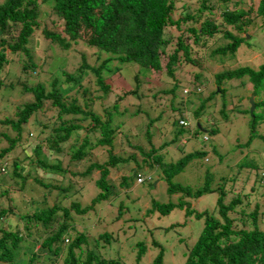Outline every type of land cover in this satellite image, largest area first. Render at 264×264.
I'll use <instances>...</instances> for the list:
<instances>
[{
  "label": "trees",
  "instance_id": "trees-1",
  "mask_svg": "<svg viewBox=\"0 0 264 264\" xmlns=\"http://www.w3.org/2000/svg\"><path fill=\"white\" fill-rule=\"evenodd\" d=\"M208 1L210 0H199L197 6L175 18V0H1L0 85L1 80L7 76L5 67L13 64L12 60L20 55L27 59L23 70L28 75H36L38 69L31 59L28 41L36 38L37 35L48 45H56L62 49L69 47V40L75 43L80 39L86 47L96 50L95 55L104 52L110 58L103 61L102 72L100 65L91 68L80 64L74 73L61 72L59 74L61 80L52 78L48 84L38 82L29 88L24 87V90L32 95V101L16 108L15 119L2 120V123L9 124L15 131L16 138L10 139L5 133L0 134L8 144L6 148L0 150V159L12 151L21 140L23 129L33 114L46 115L49 111H53L51 118L45 120L46 124L40 123L36 131L37 141L32 146L30 154L24 153L23 157L10 162L3 158L0 162V264L1 262L2 264H55L63 252L62 264H119L116 260L98 258L92 251L85 252L84 257L80 259V255H76L75 251L79 249L80 243H85L86 238L82 234L70 240L68 244L63 245V242H67L73 215L82 217L96 205L111 199L115 185L106 182L109 168L116 169V163L127 162L112 154L114 148L112 145L115 138L127 134L126 132L133 127L126 128L125 120L114 123V118L118 115L115 112L116 103L111 107L112 112L104 111L101 117L91 109L92 100L88 98L87 88L80 91L83 105L81 108L80 97L70 95V87L66 85L62 87V83L71 82L72 88L77 91L75 87L79 86L80 81L88 73H92L99 91L106 94L109 85L104 81V73L107 75L118 73L119 67L125 64L129 65V68L137 67L136 73L131 71L135 87L128 94L133 96L137 103L133 115L138 113L148 118L150 104L146 102L145 105L149 109L140 111L139 95L133 92L138 89V77H146L149 72L160 71V57L165 54L167 47L172 49L163 67L165 74L173 78L175 69L182 63L194 65L195 62L191 58L192 46H207L215 38L224 39L226 43L216 47L210 54L229 55L233 58L238 51H244L249 54H261L262 59L260 61L255 59L252 66L245 64L214 74L216 90L214 89L207 99L214 94H224V89L220 88L224 81L239 80L240 85L237 90H241L243 83L249 84L254 108L251 114L248 110L245 111L249 114V136L243 146L249 145V141L253 138H258L264 144V137L255 131L257 124H264V47L258 40L259 34L264 35V0H255L256 4L250 0L251 6L248 10L240 8L244 4L242 0L233 1L235 9L227 8L232 0H214L217 4L212 5ZM40 4L48 8V15L47 12L40 11ZM219 4L224 6L221 7L218 18L220 21L215 24L217 17L215 18L213 11L221 6ZM45 16L47 20L43 21ZM58 20L61 30H56L54 27ZM182 25L186 26L184 33L179 34L172 43V35L171 33L167 35V29L179 30ZM183 35L190 39V44L184 42ZM66 38L69 40H65ZM255 40L260 45V50L251 46V42ZM38 41L36 38L35 42ZM109 61H116L119 66L107 68L106 63ZM83 70L88 72L81 74ZM193 79L191 89L196 91L198 85L194 83L198 80V76L195 75ZM180 87L179 82L174 80L167 93L175 99V92ZM46 105L49 106L48 109H45ZM170 107L173 108L172 105ZM204 107V100L200 101L194 116L201 113ZM222 110L223 106L220 114L225 119ZM122 111L129 112L127 107ZM181 113L178 119H182L185 126L177 123V127L183 128L187 126V122ZM148 120L151 122L150 118ZM145 130L146 138H150L147 128ZM198 130H202L200 125H196L191 134L197 133ZM80 131L84 133V137L79 143ZM213 131L215 133L216 130ZM95 132L98 135L94 140H90L88 133L95 137ZM181 132V128L174 131V138L177 139ZM203 138L207 140L206 136ZM70 139L75 142L69 147L71 160L79 161L86 155V151L97 148L104 155L103 162L93 161L82 173H75L68 168H62L56 156L49 159L51 154H60L63 151L62 144ZM157 149L151 147L147 153H143L141 149L138 151L141 152L149 169L152 167L157 169L160 180L164 182L165 192L169 195L178 194L179 197L176 203H151L150 213L167 215L173 209H178L183 210L185 218L192 214L193 219L202 222L194 243L181 253L184 257L182 264H264V228H259L263 223L264 214L258 211L257 204L249 213L245 214L242 209L238 212L236 207L244 200H248L249 196L243 195L240 198L235 194L233 199L224 203L225 195L231 190L228 193L220 191L211 214L206 211L193 212L187 200H195L201 194L213 192L215 188L211 189L205 182L198 190H191L179 183H173L172 179L182 172L192 159L204 157V151L194 150L174 162H163L161 156L156 153ZM89 154L93 155V151ZM251 165L253 164L246 166ZM36 168L56 177L67 174L84 177L96 170L99 174L94 182L97 193L90 204L82 209L78 203L71 202L65 207L57 201L51 206L47 205L46 208L34 210L31 207L32 197L27 195L31 189H26V178ZM140 168L141 165L135 162V169L131 172L135 174ZM257 174L254 184L251 185V190L255 191V194L259 188L264 189V171ZM33 180L44 188L49 187L36 177ZM125 182L126 177H120L117 186L123 188ZM51 187L64 193L67 191V189L61 190L58 186L51 185ZM259 196L264 201V191ZM41 198H44V194H41ZM236 213L241 214L240 219ZM99 237H103L106 243L110 239L107 233ZM22 245L26 246V250L21 254L22 260H19L17 255ZM135 246V262H138L144 255L145 248L141 241L136 242ZM157 248L151 264H162L163 251L160 247Z\"/></svg>",
  "mask_w": 264,
  "mask_h": 264
},
{
  "label": "rangeland",
  "instance_id": "rangeland-1",
  "mask_svg": "<svg viewBox=\"0 0 264 264\" xmlns=\"http://www.w3.org/2000/svg\"><path fill=\"white\" fill-rule=\"evenodd\" d=\"M233 1L238 2L241 0H232L230 3L232 4ZM242 1L244 4L240 8L248 10L251 6L250 0ZM198 3L199 0H175L176 11L174 17L176 18L179 14L188 12L190 8L197 6ZM208 3L211 5L217 4L214 3V0H210ZM253 3L256 4L255 0H253ZM231 4H228L227 8L233 9L234 7L235 9V6ZM223 6L221 5L213 11V15H215V18L217 17L214 21L215 24L220 21L218 18ZM39 8L40 11L49 14L48 8L42 6V4ZM44 20H47L46 16ZM59 23V20L55 22L54 27L56 30H61ZM50 28L52 27L50 26ZM185 28L186 26L182 25L179 30L167 29V35L169 33L172 35V43L175 42L174 39L179 34L184 33ZM36 38L39 40L38 42H35ZM36 38H31L28 41L31 59L38 69L36 75H28L23 70V66L27 64V59L20 55L12 60L13 64H8L5 67L7 76L4 80H1L0 134L5 133L10 139L16 138V133L10 128L9 124L2 123V120L4 118L15 119L16 108L32 101V95L26 92L24 87L29 88L38 82L48 84L52 78H59L61 72H76L80 64L91 68L100 65L102 72L103 61L110 58L104 52L95 55L96 50L86 47L80 39L73 43L66 38L65 40H69L70 45L68 48L62 49L56 45H48L45 41L39 39L38 35ZM182 39L185 40V43L190 44V39L184 35ZM258 40L261 41L259 44L264 47V35L259 34ZM225 43L224 39L215 38L207 46H192L191 58L195 62L194 65L182 63L175 69L173 78L165 74L163 67L167 55L172 49V47H167L165 54L160 57V71L149 72L146 77H138V89L133 90V92L139 95L138 106L140 111L149 109L145 105L146 102L150 104V111L147 113L151 122L143 114L138 115L136 113L135 116L133 115L137 103L128 92L135 87L131 71L136 73L137 67L129 68V65L125 64V66L119 67L118 73L109 74L111 76L104 73V81L109 85L106 94L99 91L92 73H88L80 81L79 86L75 87L77 91L72 88L71 82L61 84L62 87L65 85L70 87V95L80 97L79 106L81 108H83V105L80 91L87 88L88 98L92 100L91 109L101 117H103L104 111H110L112 105L116 103L117 109L115 112L118 115L115 116L114 123L125 120L126 128L133 127L126 132L127 134L115 138L112 145L114 147L112 154L122 160H127V162L116 163V169L109 168L106 182L109 185L110 183L115 185L111 199L95 207L93 206L94 208L82 217L73 215L71 228L68 230L69 236L66 238L67 242L64 241L63 245L68 244L70 240L75 239L79 234L84 235L86 238L85 243H80L79 249L75 251L76 255H80V259L84 257L85 252L92 251L98 258L116 260L119 264H151L157 252V247H160L163 251L162 264H182L184 257L181 253L185 249L187 250L188 246L196 240L202 222L193 219L192 214L185 218L183 210L178 209H173L167 215L150 213L151 203H176L179 195H169L165 192L164 182L160 180L157 169L154 167L149 169L140 154L141 152L138 151L139 149L143 153H147L151 147L158 148L156 153L161 156L160 159L163 162H174L194 150L204 151V157L200 156L192 159L182 172L172 179L173 183H179L191 190H198L205 182L211 189L215 188L213 192L201 194L195 200H187L193 212L206 211L211 214L215 208L218 193L220 191L228 193L231 190L229 194L225 195L224 203L233 199L235 194H238L240 198L243 195H248V200L240 203L236 210L241 212L242 209L246 214L251 212L254 205L257 204L258 211L260 210L264 214V201L259 196L264 189L259 188L256 194L255 191L251 190V185L254 184L258 176L257 173L264 171V144L258 138H253L249 141V145L243 146L249 136V114L246 112L249 110L247 98L250 97V85L243 83L244 86L240 87L241 90H237L236 88L240 85L239 80L224 81L220 85V88L224 89V94H214L207 99L212 91L216 90L214 74L245 64L252 66L254 60L258 59L260 61L262 56L258 53L249 54L244 51H238L233 58L229 55L214 56L210 54L216 47ZM259 44L256 40L251 42L253 48L260 50ZM106 64H108L107 68L110 69L119 66L116 61H109ZM85 72L88 71L83 70L81 74H85ZM195 75L198 76V80L194 83L198 85L196 91L191 89ZM59 79L61 80V78ZM174 80L179 82V87L181 86L175 92V99L167 93L174 84ZM203 100L204 110L201 113L199 112L200 115L194 116L200 101ZM171 105L173 108L170 107ZM222 106V112L226 116L225 119L220 114ZM124 107H127L129 112H123ZM48 108L49 106L46 105L45 109ZM52 112L49 111L46 115L33 114L23 129L21 140L12 151L6 153L0 159V162L3 158L10 162L23 157L24 153L30 154L32 146L37 141L36 131L40 123L46 124L45 120L51 118ZM180 113L187 122V126L183 128L177 127ZM147 125L150 126L147 127ZM196 125H200L202 130L191 134ZM145 128H147L150 138H146ZM178 128H181L182 132L176 139L173 134ZM213 129L216 130L215 133ZM255 131L264 137V124H257ZM83 135L84 133L80 131L79 143L84 137ZM97 135V132H95V137L88 133L90 140H94ZM203 136H206V141H203ZM79 143L77 142L76 145ZM71 144H75L71 139L63 143V151L60 154H51L49 159L56 156L62 164V168H68V170L75 173H82L93 161L103 162L104 155L97 148L90 149V151H93L91 156L90 151H86V155L79 161L71 160L69 157L71 155L69 149ZM7 145L5 139L0 136V150L6 148ZM135 162L140 164L141 168L133 174L131 170L135 169ZM250 163L255 166H246ZM137 174L142 179H145V177L148 179L136 184ZM123 176L126 177V182L123 188H119L117 185L120 177ZM35 177L43 184L49 185V187L44 188L38 183L36 184V181L33 180ZM98 177L99 174L96 170L84 177L68 174L63 177H56L36 168L26 178V189H31L27 193L28 197H32L31 207L34 210H39L60 201L61 206L68 207L71 202H74L78 203L82 209L88 206L91 199L96 195L97 189L94 182ZM51 185L58 186L61 190L67 189V193L53 189ZM73 190H76V192ZM41 194H44L43 199ZM236 214L240 219L241 214ZM259 228H264V215L263 223ZM104 233L110 235L108 243L103 240V237H99ZM138 241L142 242L145 252L140 260L135 262V244ZM25 250L26 246L22 245L19 255H17L19 260H22L21 254ZM63 257L64 252L55 264H62Z\"/></svg>",
  "mask_w": 264,
  "mask_h": 264
},
{
  "label": "built area",
  "instance_id": "built-area-1",
  "mask_svg": "<svg viewBox=\"0 0 264 264\" xmlns=\"http://www.w3.org/2000/svg\"><path fill=\"white\" fill-rule=\"evenodd\" d=\"M178 123H179L180 126H185L183 120H180ZM203 140H204V139H203ZM141 181H143L142 177H141V176H137V177H136V183H140Z\"/></svg>",
  "mask_w": 264,
  "mask_h": 264
},
{
  "label": "water",
  "instance_id": "water-1",
  "mask_svg": "<svg viewBox=\"0 0 264 264\" xmlns=\"http://www.w3.org/2000/svg\"><path fill=\"white\" fill-rule=\"evenodd\" d=\"M248 105H249V110H248V113L251 114L252 113V110H253V102H252V97H249L248 98Z\"/></svg>",
  "mask_w": 264,
  "mask_h": 264
},
{
  "label": "clouds",
  "instance_id": "clouds-1",
  "mask_svg": "<svg viewBox=\"0 0 264 264\" xmlns=\"http://www.w3.org/2000/svg\"><path fill=\"white\" fill-rule=\"evenodd\" d=\"M179 121H180V120H179ZM203 141H205V140H203ZM137 176H140V175L137 174L136 177H137ZM144 177H145V176H144ZM145 178H146V177H145ZM143 181H144V179H143ZM143 181H141L140 183H142ZM135 182H136V179H135ZM136 184H139V183H136Z\"/></svg>",
  "mask_w": 264,
  "mask_h": 264
}]
</instances>
